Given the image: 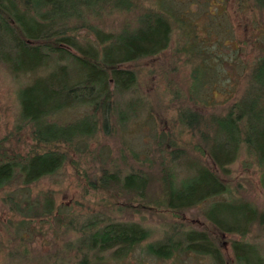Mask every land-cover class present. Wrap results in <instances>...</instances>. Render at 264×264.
<instances>
[{
  "label": "trees",
  "instance_id": "16d2710c",
  "mask_svg": "<svg viewBox=\"0 0 264 264\" xmlns=\"http://www.w3.org/2000/svg\"><path fill=\"white\" fill-rule=\"evenodd\" d=\"M253 3L264 12V0ZM112 12L131 13L134 19L115 31H105L97 22ZM197 25L184 12L169 15L132 0H0V62L15 76L34 74L19 90V123L15 127L29 125L35 143L23 156L0 158V187L15 176L27 184L53 174L69 158L68 148L94 136L99 128L106 132L111 117L116 116L119 124L127 120L142 96L127 94L134 92L137 82L135 70L125 65L158 56L166 49L173 28L195 37ZM206 28L205 24L204 32ZM81 31L90 33L94 40L80 37ZM205 59L198 58L191 70L197 83L203 78L205 82L213 80L217 74ZM123 94L127 97L122 103L119 98ZM72 107H86L87 111L68 120L56 117ZM176 122L164 148L166 156L158 161L161 194L152 200L153 208L177 216L211 198L203 208L209 224L195 228L174 219L158 239L144 242L141 249L159 259L184 253L205 256L207 264H264L262 245L243 238L229 239L232 257L227 260L219 240L226 233L243 235L253 223L264 231V209L247 198L235 197L221 177L240 149L264 168V54L255 58L247 84L224 111L203 113L181 107ZM193 134L192 149L205 153L207 162L195 154L196 158L189 160L184 146ZM180 159L185 160L183 174L175 169L177 163L182 164ZM149 176L138 168L120 173L116 167L102 165L87 183L89 187L112 189L117 198L140 203L146 199ZM214 196L218 198L212 199ZM229 196L235 199L231 207L223 200ZM2 201L23 217L40 213L56 218L47 196L41 210L37 199L19 204L8 195ZM68 223L69 232L78 233L65 244L67 250L78 253L70 264L97 261L96 254L107 250L111 259L121 258L150 232L136 221L109 216H92L78 228Z\"/></svg>",
  "mask_w": 264,
  "mask_h": 264
},
{
  "label": "rangeland",
  "instance_id": "374dc122",
  "mask_svg": "<svg viewBox=\"0 0 264 264\" xmlns=\"http://www.w3.org/2000/svg\"><path fill=\"white\" fill-rule=\"evenodd\" d=\"M132 1L168 12L169 15L186 13L192 23L198 24L196 36H185L178 28H173L166 49L158 56L125 65L135 70L137 82L134 92L127 94L141 95L142 102L122 124L115 121L116 116L111 117L106 132L99 128L94 136L68 148L69 158L53 174L27 184L21 183L20 178L15 176L0 187V264H70L77 259L78 253L75 255L72 249L67 250L65 244L75 240L78 233L75 230L69 232L68 222L78 228L92 216L133 220L150 232L149 237L127 255L111 259L109 250L98 252L96 256L100 259L91 260L89 264H207L205 256L176 253L159 259L141 249L144 242L158 239L174 219L185 220L183 223L195 228L209 224L203 208L211 198L177 216L165 209L153 208L152 200L161 194L156 169L160 157L166 156L164 148L177 125L176 112L179 108H197L203 113L224 111L244 89L250 66L256 57L264 54V12L256 8L253 0ZM133 19L134 14L112 12L102 16L97 25L105 31H115L122 23L132 22ZM205 24L207 28L204 32ZM79 36L94 40L90 33L81 31ZM201 56L206 58L217 74L213 80L205 82L203 78L202 83H197L191 77V70ZM33 75L15 76L0 62L2 159L9 155L23 156L34 147L29 125L15 127L19 123V90L31 82ZM203 77L206 78V74ZM127 94L119 98L122 103ZM86 109L66 108L56 117L72 119ZM194 136H191L190 142L186 141L185 152L189 153V160L198 157L207 162L209 158L205 153L192 149L196 139ZM182 137L185 141L187 136ZM180 160L182 164L177 163L175 169L183 174L185 160ZM102 165L116 167L120 173L136 168L147 171L150 176L146 199L140 203L135 200L130 202L117 198L112 189L89 187L88 177L98 174ZM226 167V175L222 174L221 177L233 190L232 194L247 198L259 209H264V168L243 149ZM186 170L191 172V169ZM8 195L19 204L37 199L39 210L44 196H47L56 218L40 213L23 217L2 201ZM233 199L229 196L223 200L228 201L231 207ZM232 238L254 241L264 247V231L253 223L243 235L232 232L219 238L222 241L220 248L227 260L232 257L228 243Z\"/></svg>",
  "mask_w": 264,
  "mask_h": 264
}]
</instances>
